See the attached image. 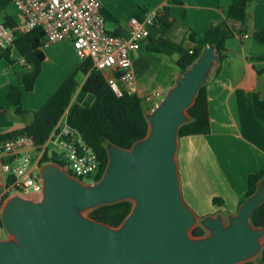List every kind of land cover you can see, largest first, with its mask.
I'll return each instance as SVG.
<instances>
[{"label": "water", "instance_id": "1", "mask_svg": "<svg viewBox=\"0 0 264 264\" xmlns=\"http://www.w3.org/2000/svg\"><path fill=\"white\" fill-rule=\"evenodd\" d=\"M217 60L215 48L206 46L148 116V135L131 149L109 144L99 182L86 184L59 166L43 165V199L14 196L0 212L2 226L16 238L0 240V264H239L259 254L264 229L250 217L264 201L263 190L227 225L220 216L198 217L182 195L177 132ZM131 198L136 204L119 227L79 212ZM198 221L211 234L195 236L191 227Z\"/></svg>", "mask_w": 264, "mask_h": 264}, {"label": "crops", "instance_id": "2", "mask_svg": "<svg viewBox=\"0 0 264 264\" xmlns=\"http://www.w3.org/2000/svg\"><path fill=\"white\" fill-rule=\"evenodd\" d=\"M229 4L230 0H101L107 31L121 35L128 34L131 17L142 18L147 10L164 5L163 16L149 26V37L141 48L130 52L133 94L144 100L145 111L153 112L159 99L166 97L183 74L177 64L180 51L176 47L192 48L195 43L190 33H203L218 25L226 19ZM247 11L249 36L235 35L226 41L225 57L215 61L206 80L210 131L177 137L175 153L185 202L198 217L220 216L225 225L240 208L249 175L264 169V39L255 37L261 32L264 37V0H249ZM0 21L16 25L23 21V15L11 0H0ZM8 48L9 59L0 52V114L14 109L8 93L18 84L17 73L25 66L19 50L14 45ZM42 50L43 65L52 56L63 57L66 73L81 62L69 38ZM147 82L161 86L149 90ZM148 95L154 96L151 105ZM24 124H14L4 131L20 129ZM257 189L264 191V178ZM215 197L224 205L215 204Z\"/></svg>", "mask_w": 264, "mask_h": 264}, {"label": "trees", "instance_id": "3", "mask_svg": "<svg viewBox=\"0 0 264 264\" xmlns=\"http://www.w3.org/2000/svg\"><path fill=\"white\" fill-rule=\"evenodd\" d=\"M248 1L230 0L226 9V19L218 25H212L203 33H190V39L195 43L192 48H184L182 45L176 47L180 51L177 64L182 73L198 59L208 45L215 48L216 53L219 54V61H222L225 57L226 41L239 32L247 31ZM229 20L232 22L229 23ZM255 37L259 41L264 39L262 32L256 33ZM43 39V30L35 28L19 35L14 42V46L25 58V66L24 70L17 73L19 83L11 86L8 98L16 115L23 119L29 113L22 105L23 94L25 91H33L45 60L42 50ZM9 50V48L0 47L1 54L7 59H9ZM218 70L219 68L216 72ZM77 71L85 74V80L82 83L76 80V71L69 75L41 107L33 112L29 122L24 120L25 124L20 129L0 131V140L27 133L34 137L36 143L43 144L47 141L61 115L69 108L68 123L81 133L99 157V171L94 176V180L99 182L109 162L108 144L131 149L137 141L148 135L150 122L144 108V100L133 93L117 96L103 74L92 67L90 60L81 61ZM262 105L264 108V102ZM187 114L189 119L179 126L178 137L207 134L210 131L206 83L198 89L193 103L187 108ZM47 162L63 166V162L58 159L57 155L50 157L44 153L41 163ZM263 178L264 169L249 175L247 191L241 198V204L256 192L258 183ZM213 202L219 206L224 205L219 197H215ZM133 206V201L129 199L102 204L91 208L88 216L109 226L119 227L130 214ZM250 221L253 226L264 229V201L256 207ZM2 228L0 217V233ZM192 233L202 237L207 234V230L202 225H196ZM239 264H264V245L256 259L246 260Z\"/></svg>", "mask_w": 264, "mask_h": 264}, {"label": "built area", "instance_id": "4", "mask_svg": "<svg viewBox=\"0 0 264 264\" xmlns=\"http://www.w3.org/2000/svg\"><path fill=\"white\" fill-rule=\"evenodd\" d=\"M11 1L22 13L23 21L16 25L0 21L1 48L14 45L19 35L35 28L44 32L43 47L69 38L80 60H90L117 96L133 93L135 76L130 52L141 48L150 35L149 26L165 12L161 5L144 12L142 18L131 17L128 34L121 35L107 31L101 0ZM236 35L249 36L246 32ZM68 110L61 115L43 144L36 143L27 133L0 140V212L12 192L43 193L41 159L44 153L50 157L57 155L63 162V166H59L77 179H94L99 171V157L81 133L68 123Z\"/></svg>", "mask_w": 264, "mask_h": 264}, {"label": "rangeland", "instance_id": "5", "mask_svg": "<svg viewBox=\"0 0 264 264\" xmlns=\"http://www.w3.org/2000/svg\"><path fill=\"white\" fill-rule=\"evenodd\" d=\"M48 47L49 46H45L43 47V49L48 48ZM64 63L65 61L63 57L56 58L52 56L50 59L46 60L45 64L42 66V71L40 73V76L38 77V80L35 84L33 91H30V92L25 91L23 94L22 105L26 110L29 111V113L25 115V119H23L19 117L18 115H16V112L14 109L3 112L2 114H0V131L8 130L11 127H13L14 124L24 122V120H26V122H29L32 119L33 112L38 110L41 107V105L51 96V94L61 85V83L75 71H76L75 78L79 83H82L85 80V74L81 71H77L79 61L76 63L75 67L71 66V70L69 69L70 71H67V73L66 71H64V67H65ZM214 65H215V62L213 66ZM21 70H24V68L22 67L19 71ZM212 70H213V67L210 71ZM64 72L66 74L65 76H64ZM17 83H19V79ZM158 86L160 87L161 84H152V83L147 82V85H146L147 89L149 90H152L154 88L156 89L158 88ZM148 96L154 97L152 95H148ZM162 99L163 97L159 99V102H161ZM148 104L150 105L153 104V100L151 101L149 100ZM146 113L149 116L152 112L151 110H147ZM149 121H150V126H151V120L149 119ZM109 146L110 145L108 144V148ZM57 151H61V150H57ZM48 163L59 166L58 164L54 162L43 163L42 166ZM59 170H65V169L60 167ZM82 182L86 184L97 183L94 179H90L88 177L82 178ZM14 196H21V197L31 199V200H41L44 197L43 193L20 194L17 192H12L10 196L8 197V199L4 201V203L2 204L1 210L4 209V206L6 205L7 201H9ZM131 201H133L134 205L136 204L135 198H131ZM90 209L91 207L79 209V212L82 215L88 217V213ZM197 223H201V221H198ZM197 223L191 227V231L194 229ZM209 234H211V230H207V234L205 236ZM15 239L16 238L13 234L7 231L4 227L2 228V231L0 233V240H15ZM262 241L264 242V236L262 237ZM259 255L260 253L252 256L250 260L256 259Z\"/></svg>", "mask_w": 264, "mask_h": 264}]
</instances>
